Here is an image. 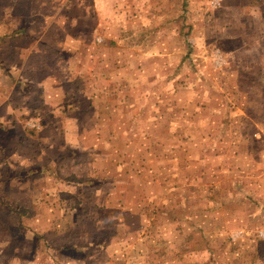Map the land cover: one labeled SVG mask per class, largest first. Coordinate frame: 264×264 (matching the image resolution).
I'll return each instance as SVG.
<instances>
[{
  "label": "rangeland",
  "instance_id": "obj_1",
  "mask_svg": "<svg viewBox=\"0 0 264 264\" xmlns=\"http://www.w3.org/2000/svg\"><path fill=\"white\" fill-rule=\"evenodd\" d=\"M112 1L74 26L156 54L97 120L53 44L78 0H0V264H264V0Z\"/></svg>",
  "mask_w": 264,
  "mask_h": 264
},
{
  "label": "crops",
  "instance_id": "obj_2",
  "mask_svg": "<svg viewBox=\"0 0 264 264\" xmlns=\"http://www.w3.org/2000/svg\"><path fill=\"white\" fill-rule=\"evenodd\" d=\"M67 3V2H66ZM66 3H62L63 6H66ZM114 3L112 0H108L106 2L105 0H95V2H91L88 0H78V3L73 4L74 7H77V13L73 15L70 19H66V21L72 22V27L68 31H61V38L57 39L56 41H53V44H59L58 46L61 48V56L62 55H68V58L64 59V65L62 66L63 69H68L69 74L68 78L70 82L72 80H76L77 78H85L86 82H91L90 86H98L100 89L97 96L88 97L87 100L91 103H98L99 107H101V111L97 113V120L100 118H108L106 117L107 114H109L108 109L106 108V113L103 110V105L99 101L98 97H103L104 95V87L105 90H108L109 86L112 84H118L114 83V80H118L120 78L122 85H127L129 82V77L127 76L129 73L133 74V77H136L138 71L137 69H140L139 65H136V59L134 60L130 59L128 57V54H133L135 56L137 55H145V54H156L155 49L152 46L148 47H141V46H128L124 48H118L119 42L122 41L126 43V39L130 38V33H125L124 35L121 34V31H123V26L121 22L115 21L113 23V29L110 31L105 30L106 24H103V22H99V28L90 25H76L74 26V23H82L81 21H87L89 17L94 18L96 16L95 11L98 8H103L105 5ZM91 6V7H90ZM61 19L64 20V16L61 14ZM114 25H116L118 30H114ZM90 27V28H89ZM101 28V30H99ZM73 29V31H72ZM99 31V36L103 39L101 43H97L95 41L96 35L93 34V30ZM125 30V29H124ZM101 31V32H100ZM48 32H53L49 31ZM24 31H18L15 35H24ZM122 38V39H121ZM86 49H85V48ZM120 52L125 53V56L121 57L119 54ZM226 60V59H225ZM228 66V61H223V64L221 67ZM112 70V73H111ZM112 74V75H111ZM116 74V76H115ZM92 79H89L90 76ZM75 78V79H73ZM83 82V80L81 79ZM63 82V81H62ZM69 82V83H70ZM61 83V82H60ZM59 83V84H60ZM64 83V82H63ZM231 86H224L222 88L223 93H226L227 90H230ZM109 91V90H108ZM212 94H216L212 92ZM173 100V99H171ZM121 101H124L127 103V106H131L132 100L131 97H128L126 94H123L121 97ZM77 106V104L75 105ZM162 108L167 109L168 111H171V105H166V102H163V105H161ZM98 107V108H99ZM97 110V108H96ZM104 121V119H103ZM102 121V122H103ZM157 124H160V122H155L154 126L156 127ZM99 129V127H98ZM104 131L108 129H104ZM157 130H151L149 131V135H154ZM174 133L173 131H171ZM177 133V132H176ZM151 136V137H152ZM182 147H178L175 149H180ZM199 161L202 160V158H198ZM196 164V163H195ZM125 180V183H130L133 185V188H135L136 183H141V181L137 180L135 176L128 177ZM155 180V179H153ZM145 182V181H144ZM119 184V182H118ZM115 188V185H112V189ZM124 191L125 195H128L131 198V191H126L125 189H120ZM162 211V210H161ZM173 209L168 210L166 213H173ZM140 254V253H139ZM144 259L143 261L141 258L136 260V264H141L147 261V255L146 254H140ZM140 256V257H141Z\"/></svg>",
  "mask_w": 264,
  "mask_h": 264
},
{
  "label": "built area",
  "instance_id": "obj_3",
  "mask_svg": "<svg viewBox=\"0 0 264 264\" xmlns=\"http://www.w3.org/2000/svg\"><path fill=\"white\" fill-rule=\"evenodd\" d=\"M222 64H223L222 59L218 60V65H222Z\"/></svg>",
  "mask_w": 264,
  "mask_h": 264
}]
</instances>
